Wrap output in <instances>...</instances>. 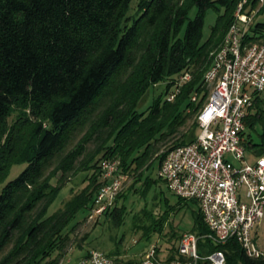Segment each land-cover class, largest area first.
I'll list each match as a JSON object with an SVG mask.
<instances>
[{"label":"trees","instance_id":"trees-1","mask_svg":"<svg viewBox=\"0 0 264 264\" xmlns=\"http://www.w3.org/2000/svg\"><path fill=\"white\" fill-rule=\"evenodd\" d=\"M239 1L0 0V264L63 260L93 206L101 160L118 159L119 172L141 182L143 196L157 183L150 178L153 165L159 168L169 150L196 137L198 125L191 120L210 91L204 75ZM250 2L254 7L255 0ZM133 7L136 14L130 16ZM209 9L217 17L203 40ZM251 31L249 40H264V20ZM185 72L191 79L168 101ZM158 84L162 92L146 112H139L140 101ZM262 93L255 95L244 121L243 145L254 157L264 156ZM14 107L30 116L8 127ZM15 165L24 168L7 181ZM79 173L88 175L87 185L49 214ZM120 195L103 214L114 228L125 214V207L117 206ZM178 199V205L187 202ZM188 233H209L199 208ZM181 235L166 250L171 258ZM198 248L202 255L222 251L226 264H264L262 258L248 257L235 240L215 244L200 239Z\"/></svg>","mask_w":264,"mask_h":264},{"label":"built area","instance_id":"built-area-1","mask_svg":"<svg viewBox=\"0 0 264 264\" xmlns=\"http://www.w3.org/2000/svg\"><path fill=\"white\" fill-rule=\"evenodd\" d=\"M259 20H264V0H255L254 7L250 0L238 2L233 21L222 43L211 53L212 61L204 75L210 91L196 115V137L169 150L158 168V177L172 194L197 202L209 233H183L174 258L168 251L160 256L158 248L151 246L139 264H226L222 251L199 253L198 242L205 238L215 244L235 240L248 257L264 259V250L254 237L257 225L264 219V156L249 162L243 145L245 118L255 95L264 92V40L247 38ZM190 79L189 72L180 75L175 92L167 100L172 101L179 86ZM195 100L194 95L192 101ZM119 165L118 159L99 162L101 184L87 222H97L113 208L126 179ZM75 264L114 262L107 254L91 250Z\"/></svg>","mask_w":264,"mask_h":264},{"label":"rangeland","instance_id":"rangeland-1","mask_svg":"<svg viewBox=\"0 0 264 264\" xmlns=\"http://www.w3.org/2000/svg\"><path fill=\"white\" fill-rule=\"evenodd\" d=\"M129 14L130 16L136 14L135 7L130 10ZM194 15L195 10L193 9L189 13V18L192 19ZM216 17V11L209 9L206 12L202 30L203 40L208 38ZM162 90L163 84L156 85L153 90L150 89L140 101L137 110L146 112L153 98H156ZM111 94L113 96L116 95L117 88ZM24 115L26 117L30 116L27 110L24 112L23 109L14 107L7 121L8 127L12 126L18 118ZM191 121H196V116ZM165 148H160L159 153ZM246 159L249 162H253L254 156L247 152ZM23 168L24 165L13 166L7 181L16 177ZM87 178L88 175L86 173H79L72 177L49 208L48 213L52 214L61 208L75 192L84 188L88 183ZM150 178L157 183L151 184L143 196L141 194L143 189L141 182L134 183V179L126 175L120 192L121 195L117 200V206L123 205L125 207V214L120 227H112L108 218L104 216L95 223L86 221L80 229L76 244L68 250L66 256L59 264H75L76 260L82 257L86 251L91 250H98L109 255L113 262L116 260H133L137 264L142 261L151 246H156L160 256L163 257L166 255L167 248L171 246L170 244L175 242L177 235L191 232L194 227V213L198 210L196 203L187 201L182 205H178V197L172 194L163 182L159 181L157 163L150 170ZM1 186L2 183L0 184ZM242 191H245L244 188ZM83 215V212L79 213L76 219L81 218ZM85 233L88 234V237L84 240L83 234ZM254 237L259 247L264 250V219L257 225ZM68 260L70 262L67 263Z\"/></svg>","mask_w":264,"mask_h":264}]
</instances>
